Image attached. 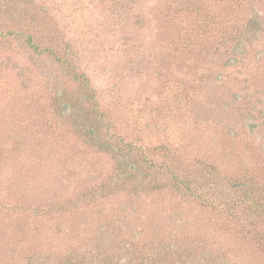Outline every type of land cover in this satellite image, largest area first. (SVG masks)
Returning <instances> with one entry per match:
<instances>
[{
    "label": "rangeland",
    "instance_id": "1",
    "mask_svg": "<svg viewBox=\"0 0 264 264\" xmlns=\"http://www.w3.org/2000/svg\"><path fill=\"white\" fill-rule=\"evenodd\" d=\"M0 264H264V0H0Z\"/></svg>",
    "mask_w": 264,
    "mask_h": 264
},
{
    "label": "trees",
    "instance_id": "2",
    "mask_svg": "<svg viewBox=\"0 0 264 264\" xmlns=\"http://www.w3.org/2000/svg\"><path fill=\"white\" fill-rule=\"evenodd\" d=\"M31 42V41H30ZM31 45H32V47H34L35 48V45L31 42Z\"/></svg>",
    "mask_w": 264,
    "mask_h": 264
}]
</instances>
